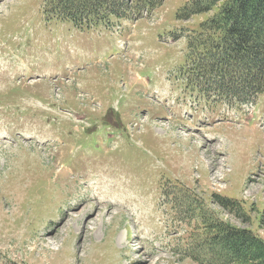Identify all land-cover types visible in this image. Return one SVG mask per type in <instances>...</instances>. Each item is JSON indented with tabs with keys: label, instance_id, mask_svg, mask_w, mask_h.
Returning a JSON list of instances; mask_svg holds the SVG:
<instances>
[{
	"label": "rangeland",
	"instance_id": "1",
	"mask_svg": "<svg viewBox=\"0 0 264 264\" xmlns=\"http://www.w3.org/2000/svg\"><path fill=\"white\" fill-rule=\"evenodd\" d=\"M189 1L76 26L0 0V264H128L131 242L211 264L204 216L264 240V93L190 75L188 35L220 4L185 19ZM96 180L119 207L95 203Z\"/></svg>",
	"mask_w": 264,
	"mask_h": 264
},
{
	"label": "trees",
	"instance_id": "2",
	"mask_svg": "<svg viewBox=\"0 0 264 264\" xmlns=\"http://www.w3.org/2000/svg\"><path fill=\"white\" fill-rule=\"evenodd\" d=\"M164 1L45 0V14L84 26L151 13ZM218 4V11L202 22V30L188 35L189 73L226 98L251 102L264 93V0H190L181 17L210 12ZM217 202L230 211L238 205L225 197ZM203 222L207 232L201 247L205 256L211 255V264H264V240L251 229L205 216Z\"/></svg>",
	"mask_w": 264,
	"mask_h": 264
},
{
	"label": "bare ground",
	"instance_id": "3",
	"mask_svg": "<svg viewBox=\"0 0 264 264\" xmlns=\"http://www.w3.org/2000/svg\"><path fill=\"white\" fill-rule=\"evenodd\" d=\"M0 137H2V135L0 134ZM46 146V145H45ZM8 147V146H7ZM99 184H101V183H99L98 182V180H96L94 183H91V184H89V185H87L89 188H87V189H89L90 191L91 190H94V195H95V200H96V202L95 203H97L98 205H100V206H104V207H107V205H111L112 207H119V205L120 204H118L119 202H117L116 201V203H112L111 202V198H108L107 196H106V191L107 190H104V189H101L100 187H98V186H100ZM103 184V183H102ZM102 186V185H101ZM112 187V186H111ZM93 192V191H92ZM114 192V191H113ZM94 201H90V202H88V203H93ZM88 207V206H87ZM91 207V206H90ZM89 207V208H90ZM121 207V206H120ZM85 208V210L82 212V214H83V216L84 215H86V214H88V209H86V206L84 207ZM100 208V207H99ZM77 209V208H76ZM80 217L81 216H79L78 218H77V220L78 219H80ZM137 219V218H136ZM134 244H133V242H131V244H127V251L129 250V252L126 254V256L122 259V260H125V261H128L127 263L128 264H157V262L158 261H156V260H151V259H143V255L141 256L140 255V252L139 253H136V251L135 252H133L134 250H133V248H132V246H133ZM135 249V248H134ZM161 251V250H160ZM160 253V252H159ZM137 256V257H136Z\"/></svg>",
	"mask_w": 264,
	"mask_h": 264
}]
</instances>
